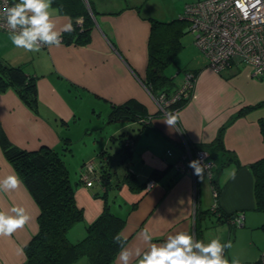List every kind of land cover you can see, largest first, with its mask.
Returning <instances> with one entry per match:
<instances>
[{
  "label": "crops",
  "instance_id": "0c3cea01",
  "mask_svg": "<svg viewBox=\"0 0 264 264\" xmlns=\"http://www.w3.org/2000/svg\"><path fill=\"white\" fill-rule=\"evenodd\" d=\"M87 1L92 28L85 44L61 43L60 47L45 46L39 52H27L12 44L10 33L0 31V57L11 65H22L25 73L35 78L37 104L42 107L34 112L13 89L0 92L1 126L9 141L20 148L35 150L42 145L55 148L62 142L61 131L67 132L77 123L80 110L86 104L85 109L91 113L99 110V114L108 110L110 114L118 107L137 111L134 105L138 104L143 107L142 116L134 120H109L108 114L107 122L125 128L137 124V133L125 132L124 137L133 140L127 168L140 182L153 170L162 175L151 179L152 185L139 192L131 191L122 183L105 191L99 180H93L90 187L80 182L75 187L74 198L83 219L68 233L69 239L74 242L83 236L85 224L94 221L103 210L102 196L105 195V198H114L111 209L118 202L117 211L126 215V228L121 231L127 240L126 248L147 251L148 245L139 238L143 229H148L152 242L157 244L169 235L187 232L205 244L213 239H219L222 244L231 241L232 247L225 256L229 264L234 259L257 260L264 253V228L261 227L264 212L254 209L253 177L248 165L264 158L260 123L264 118V76H252L250 66L233 65L215 72L208 64L195 62L190 69L198 70L193 87L184 105L171 111L177 121L170 127L164 122L170 113L165 115L158 110L144 84L150 33L147 17L141 15L137 6L97 9L90 0L93 11ZM50 13L56 30L66 33L63 28L71 25V18L53 5ZM170 80L171 85L164 89L169 96L182 83L181 80L176 83L174 76ZM242 109L244 113L228 123ZM223 125H226L224 147L235 155L238 165L229 162L218 170L214 166L210 176L215 182H210L209 173L204 170L206 181L202 183L197 175L179 174L168 167L181 155L183 137L194 146L207 145ZM57 128L60 129L57 131ZM79 169L72 184L79 180ZM233 170L234 179L231 178ZM12 175L16 174L0 148V182ZM13 207L25 209L31 219L12 236L0 237V264H22L23 247L37 231L38 208L22 182L16 190H0V212L11 214ZM208 210L221 225L213 232L205 222ZM220 213L234 214L229 222L217 221ZM236 214L243 216L242 225L234 222ZM130 225L132 231L128 228ZM119 254L113 264H120ZM131 262H139V258Z\"/></svg>",
  "mask_w": 264,
  "mask_h": 264
},
{
  "label": "trees",
  "instance_id": "16d2710c",
  "mask_svg": "<svg viewBox=\"0 0 264 264\" xmlns=\"http://www.w3.org/2000/svg\"><path fill=\"white\" fill-rule=\"evenodd\" d=\"M52 5L71 18L72 30L61 35L62 43L85 44L88 42L92 20L84 0H52ZM90 7L93 10L91 4ZM137 9L139 10V7ZM146 19L150 23V33L147 42V67L144 84L152 95L159 92L167 94L164 89L171 85L172 80L163 71L174 62L175 55L182 49L181 38L189 32V22L184 13L181 17L167 22L150 17ZM197 72L198 70L190 69L184 71V73L193 75ZM7 89H13L29 109L37 112L35 78L27 75L22 65H11L0 57V92ZM185 102V99H179L168 108V113L172 114V110H179ZM134 108L139 110L135 111L133 108L126 107L113 108L109 114V120H134V117L142 116L143 107L135 104ZM243 113V109L239 110L228 123ZM260 123L264 140V118L260 119ZM225 126L221 127L216 138L210 144L197 145L210 153L218 168L229 162L237 163L235 155L225 149L223 144ZM124 136V132L119 134V146L113 153L104 150L98 154L100 168L104 169L107 162L115 161L121 164L131 159L133 140ZM61 139L62 148L70 150V138L66 136ZM125 140H130L131 144L124 145ZM0 148L3 156L15 174L19 176L38 208L37 231L23 247L25 260L22 264H75L81 258H85L87 264L114 262L121 250L120 243H117L114 238L118 234L122 236L121 231L126 223L124 215L113 212L110 208V203L114 202V198L109 199L105 198V195L102 196L104 199L103 210L94 221L85 224L83 236L72 242L68 233L83 219L82 210L77 207L74 198L75 187L81 181L71 183L65 161L59 151L45 145L35 150L20 148L9 141L1 123ZM105 157L106 160H104ZM112 163L110 166L113 165ZM83 165L84 163H82L79 172ZM172 166L173 164L168 165V167ZM248 167L253 177L254 209L264 212V158L252 162ZM218 168L214 170H218ZM101 171L103 172L100 174L99 183L105 187V191L114 189L119 183H122L126 184L131 191L139 192L145 189L148 181L157 179V175L158 177L162 175V173L153 170L145 181L140 182L127 167L125 173L120 176L115 171ZM210 178V182H215L211 176ZM215 192L218 195V191L215 190ZM135 206L133 204V207ZM208 211L205 213H209ZM232 215L220 213L217 221L229 222ZM242 223L243 220L240 225ZM261 227L264 228V225L261 224ZM226 253L227 249H225L224 256ZM258 259L239 262V264H259ZM130 264H139V262H130Z\"/></svg>",
  "mask_w": 264,
  "mask_h": 264
},
{
  "label": "built area",
  "instance_id": "2783aa9c",
  "mask_svg": "<svg viewBox=\"0 0 264 264\" xmlns=\"http://www.w3.org/2000/svg\"><path fill=\"white\" fill-rule=\"evenodd\" d=\"M17 2L7 0V6L11 7ZM84 2L88 6V1ZM4 6L5 0H0V8ZM184 14L195 46L206 56L209 67L215 72L233 65L247 64L252 69V76H264V0H192L185 6ZM4 23L0 18V25ZM0 30L10 33L6 27L0 26ZM193 78V74L184 73L182 85L175 93L169 96L159 92L153 96L158 110L167 115L170 106L179 99H186L193 87ZM129 144L130 140L124 141V145ZM181 145L182 153L173 163V169L179 174L189 172L195 176L189 163L200 160L210 176L214 166L207 160L209 153L190 144L185 137ZM78 178L87 187L92 185L93 180H99L93 161L84 163ZM151 184L152 181L147 185ZM214 209L215 206H212ZM242 220L240 214L234 217L238 225ZM258 260L259 264H264V253Z\"/></svg>",
  "mask_w": 264,
  "mask_h": 264
},
{
  "label": "clouds",
  "instance_id": "9594fccd",
  "mask_svg": "<svg viewBox=\"0 0 264 264\" xmlns=\"http://www.w3.org/2000/svg\"><path fill=\"white\" fill-rule=\"evenodd\" d=\"M51 6L52 0H18L13 6L8 7L5 0V6L0 8V18L5 23L0 26L8 29L10 40L15 47L27 52H39L45 46L60 47L62 32L56 30V24L51 18ZM71 30V25L63 28V31ZM176 121L177 116L169 114L164 122L172 127ZM189 167H192L194 174L202 179L204 165L200 160L191 161ZM231 178H235V170ZM20 184L19 176H8L0 182V190H16ZM30 219L31 217L21 207H13L11 214L0 212V237L12 236ZM139 238L148 245L147 251L126 248L124 246L126 238L119 234L114 238L121 245L120 264H130L133 258H139V264H229L224 252L225 249L232 247L231 241L222 244L219 239H213L205 244L187 232H178L169 235L163 243L157 244L152 242L153 237L148 229H143ZM232 264H239V261L234 259Z\"/></svg>",
  "mask_w": 264,
  "mask_h": 264
},
{
  "label": "rangeland",
  "instance_id": "374dc122",
  "mask_svg": "<svg viewBox=\"0 0 264 264\" xmlns=\"http://www.w3.org/2000/svg\"><path fill=\"white\" fill-rule=\"evenodd\" d=\"M95 3L97 9H107L113 10L119 7L125 6H137L139 7L140 13L142 16L154 18L159 21H170L181 17L184 13L185 5L192 0H91ZM181 43L183 45L182 49L175 55L174 62L168 65L163 73L166 76H174V81L177 83L179 80L183 82V75L185 70L193 69V65L196 62L198 65L203 64L207 65L208 61L206 56L194 45L193 35L190 32L185 33L181 38ZM241 66H248L243 64ZM181 83V82H180ZM182 85V83H181ZM181 87V86H180ZM179 87V88H180ZM178 90V89H177ZM176 90V91H177ZM174 91V93L176 92ZM87 105V104H86ZM83 107V110H80V119L77 120V123L72 125L70 129L61 131V136H68L71 138V143L69 144L70 150H64L62 147V142L55 147V150L59 151V154L62 155L65 165L68 170L69 179L74 181L77 176L78 169L82 163L88 162L89 160L93 161V166L95 168L96 174L99 176L101 170H109V172L115 171L117 175H122L126 171L127 165L129 163L125 161L124 163L118 164L117 162H108L104 169L100 168V157L99 153L102 150H106L108 153H113L119 146L118 136L122 132L132 134L136 131V123L132 126L125 128L124 126H117L115 123H108V114L109 110L105 113L99 114V110H95L94 113L85 109L87 106ZM36 107V110L39 112L42 107ZM38 108V109H37ZM60 129V128H59ZM57 128V131L59 130ZM114 131V132H113ZM136 135V134H134ZM112 137V138H111ZM205 150V149H203ZM207 151V150H206ZM208 152V151H207ZM209 153V152H208ZM208 161L215 167L218 165L211 158L210 153L207 158ZM108 166H110L108 168ZM218 168V167H217ZM79 177V174H78ZM206 175L203 174L202 179L199 178L200 183L206 181ZM153 181V180H152ZM145 185V189H148L150 186ZM116 199V198H115ZM209 199H211L209 197ZM117 205L112 207V211H117ZM126 216V215H124ZM207 223V229L214 231L219 226V223H216V216L210 213L208 217L205 218ZM137 225V224H136ZM135 225V227H136ZM123 228H126L124 225ZM129 230L132 231V225H130ZM218 230V229H217ZM82 237V236H81ZM81 237L77 238L80 239ZM248 240V237L245 238ZM121 251V250H120ZM227 258V257H226ZM75 264H87L85 258L79 259ZM110 264H113L111 262Z\"/></svg>",
  "mask_w": 264,
  "mask_h": 264
},
{
  "label": "water",
  "instance_id": "95a60500",
  "mask_svg": "<svg viewBox=\"0 0 264 264\" xmlns=\"http://www.w3.org/2000/svg\"><path fill=\"white\" fill-rule=\"evenodd\" d=\"M102 151H104V150H102ZM106 151V150H105ZM104 160H106V157L104 158ZM90 161H92V160H90ZM108 163V162H107ZM105 165V164H104ZM95 169V168H94ZM98 177H100V175L98 176Z\"/></svg>",
  "mask_w": 264,
  "mask_h": 264
},
{
  "label": "flooded vegetation",
  "instance_id": "af4514ba",
  "mask_svg": "<svg viewBox=\"0 0 264 264\" xmlns=\"http://www.w3.org/2000/svg\"><path fill=\"white\" fill-rule=\"evenodd\" d=\"M157 94H158V93H157ZM157 94H156V95H157ZM156 95H153V96H156ZM112 164H113V163H112Z\"/></svg>",
  "mask_w": 264,
  "mask_h": 264
},
{
  "label": "bare ground",
  "instance_id": "6f19581e",
  "mask_svg": "<svg viewBox=\"0 0 264 264\" xmlns=\"http://www.w3.org/2000/svg\"><path fill=\"white\" fill-rule=\"evenodd\" d=\"M249 66V65H248ZM212 69V68H211Z\"/></svg>",
  "mask_w": 264,
  "mask_h": 264
}]
</instances>
